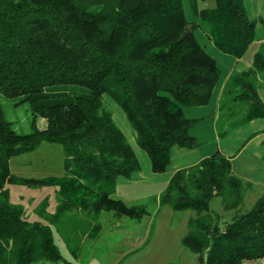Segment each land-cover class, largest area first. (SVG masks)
I'll list each match as a JSON object with an SVG mask.
<instances>
[{
    "label": "trees",
    "instance_id": "trees-1",
    "mask_svg": "<svg viewBox=\"0 0 264 264\" xmlns=\"http://www.w3.org/2000/svg\"><path fill=\"white\" fill-rule=\"evenodd\" d=\"M186 1L220 52L237 58L255 37L258 17L246 14L243 0H213L209 7ZM184 12L182 0H0V94L31 110L30 130L17 132L0 105V264H74L63 259L48 223L26 219L22 206L9 201L10 182L56 186L55 213L44 210L46 202L38 212L51 221L65 212L79 211L83 219L105 210L127 217L130 228L148 215L144 204L111 196L116 175L132 179L140 166L103 94L120 106L153 173L166 170L172 146L199 144L189 133L196 119L182 107L208 103L220 73L194 33L199 23ZM258 45L250 65L231 69L222 84L216 120L228 127L216 130L218 136L264 116L257 93L264 85V37ZM36 116L44 118L42 128L34 125ZM48 140L62 146L63 175L25 178L8 171L9 155ZM230 156L214 149L177 168L156 194L158 204L194 210L180 242L195 253V264L264 258V193L237 209L248 183L231 172ZM215 196L224 212L234 211L216 212L209 206ZM98 227L91 223L85 236ZM77 234L65 237L68 246L77 240L72 257L83 241Z\"/></svg>",
    "mask_w": 264,
    "mask_h": 264
},
{
    "label": "rangeland",
    "instance_id": "rangeland-1",
    "mask_svg": "<svg viewBox=\"0 0 264 264\" xmlns=\"http://www.w3.org/2000/svg\"><path fill=\"white\" fill-rule=\"evenodd\" d=\"M213 0H197L198 7H209ZM246 14L249 17H258L254 23L253 31L255 37H264V0H243ZM182 7L186 20L199 23L198 29L194 31L197 39L204 43L209 55H228L220 52L217 47L212 46L206 40V24L198 21L191 13L186 0H182ZM229 57V56H228ZM218 59V58H216ZM220 66V65H219ZM221 77V76H220ZM219 77V81H220ZM264 96V95H263ZM103 94V103L110 111L115 124L124 132L127 141L131 143L133 152L138 158L140 175L142 181L134 183L128 181L123 176H117L115 187L111 196L123 199L128 204H144L149 211L148 215H143L139 222L131 224L125 216H113L111 211L101 210L98 213L86 214L80 219L79 211H74L72 215L64 213L56 220H48L41 213L42 202H46L44 210L51 214L55 213L58 202L55 189L56 186L27 187L21 184L7 183L9 189L8 198L13 203H19L23 208V214L28 220H39L48 223L55 244L62 253L63 259L72 261L74 264H195L197 263L195 253L180 242L186 230L185 223L187 217L194 214V210L183 208L173 210L166 204H158L156 194L166 185V177L172 170V164L168 163L166 172L153 173L148 166V157L142 148L140 149L132 138V130L128 124V119L124 116L120 106ZM0 105L4 109V117L11 122V127L17 132H27L30 130V108L27 103L17 98H10L0 94ZM190 109V106L187 107ZM192 109V108H191ZM236 110V107L235 109ZM208 120V118L206 119ZM36 128H42L45 120L41 116L34 118ZM209 121V120H208ZM207 122V121H206ZM206 122L200 125L192 124L189 133L198 132L203 140L200 145L201 151L209 152L217 147L225 153L231 154L230 166L232 173L248 183V188L242 196L241 202L237 206L238 210L248 209L253 200L262 192L264 193V116L255 117L238 128L227 131L223 136L216 135V130L226 129L224 119L219 117L215 121L214 128L207 127ZM202 131L199 133V130ZM215 133H214V131ZM8 171L17 176L25 178H42L46 176L63 175L62 146L58 142L40 141L33 150L22 151L9 155ZM136 180V178L134 179ZM138 180V179H137ZM209 206L223 216L229 215L234 209L224 210L220 206V198L215 196L209 200ZM71 212V211H70ZM224 215V216H225ZM81 216H83L81 214ZM97 222L96 235L85 236L91 227V223ZM126 224V226H122ZM118 225L116 229L113 227ZM78 232V238L82 233L83 241L80 242L79 254L72 257L71 246L77 240L70 242L69 246L65 241L69 235ZM42 261L30 264H41ZM58 264H68L59 262ZM243 264H264V258L258 260H244Z\"/></svg>",
    "mask_w": 264,
    "mask_h": 264
},
{
    "label": "crops",
    "instance_id": "crops-1",
    "mask_svg": "<svg viewBox=\"0 0 264 264\" xmlns=\"http://www.w3.org/2000/svg\"><path fill=\"white\" fill-rule=\"evenodd\" d=\"M206 40L208 42V37L206 38ZM259 41H260V38L254 37L248 43V45H247L248 47L246 49H244L243 53L237 58H233L232 55H218V54L213 55V56L210 55L216 61V63H217L216 65H218V67H219V73H220L219 77L220 76L221 77H220V81H219V77H218L216 84L213 86L214 88L211 91L208 103L206 102L205 104H200V105H196V106L192 105V106H190V109H187L188 106L182 107V113L184 115H186L187 117H195L196 120L193 122L194 124L200 123V125H201L207 121L205 125H207V127H211L212 129L214 128V130H216L214 127L216 117L218 116V113L216 111V106L218 104V97L220 95V90H222V84L225 81L226 77H228V75L230 74L229 72L231 71V69L242 70L244 68H247L250 65V63L252 62L251 57H252L253 52L257 48H259V45H258ZM216 58H218V59H216ZM257 93H258L259 97L264 101V96H263L264 95V85L258 84ZM207 118L209 121L206 120ZM261 130L264 131V128H261ZM201 131H202V129L199 130V133ZM197 133L198 132H195V131H193V133H190L191 135H193L195 137L196 140L199 141V144L194 145V147L183 148L182 146L178 147V146L174 145L170 148V150H169L170 158L168 160V163L172 164V170L169 171V174H171L172 171L176 170L179 167H183V166L194 163L199 158L204 157V156L208 155V153L210 154V152H212L214 149H217V147H215L213 150H211L209 152L207 151L205 153L203 151H201V149H199V148H200V145L203 144V140H201L202 138L200 136H199V139L197 138V135H198ZM214 133H215V131H214ZM216 135H217V133H216ZM218 151L225 154V155H231V154L223 152L222 150H218ZM166 170H167V168H166ZM166 170L164 172H166ZM231 170H232V168H231ZM160 173H163V172H160ZM169 174L165 179L166 184H167V179L169 177ZM135 178H136V180H134ZM142 178H143V176L140 175V171H139L138 173H135V175L133 176L132 179L129 178L128 181L130 180L134 183H138V181H142ZM164 186H162V187H164Z\"/></svg>",
    "mask_w": 264,
    "mask_h": 264
}]
</instances>
